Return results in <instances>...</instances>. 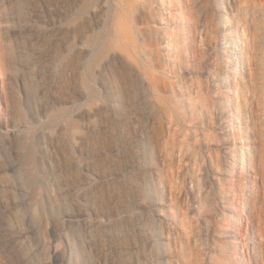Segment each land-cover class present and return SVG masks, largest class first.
<instances>
[{
    "label": "rangeland",
    "instance_id": "1",
    "mask_svg": "<svg viewBox=\"0 0 264 264\" xmlns=\"http://www.w3.org/2000/svg\"><path fill=\"white\" fill-rule=\"evenodd\" d=\"M240 260L264 264V0H0V264Z\"/></svg>",
    "mask_w": 264,
    "mask_h": 264
},
{
    "label": "bare ground",
    "instance_id": "2",
    "mask_svg": "<svg viewBox=\"0 0 264 264\" xmlns=\"http://www.w3.org/2000/svg\"><path fill=\"white\" fill-rule=\"evenodd\" d=\"M239 126H241V125H239ZM238 264H245V263H244V261L240 260V261L238 262Z\"/></svg>",
    "mask_w": 264,
    "mask_h": 264
}]
</instances>
